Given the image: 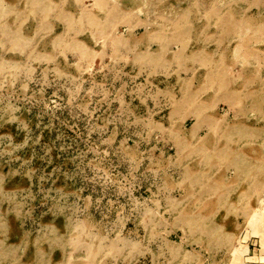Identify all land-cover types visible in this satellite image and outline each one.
<instances>
[{"label": "rangeland", "instance_id": "374dc122", "mask_svg": "<svg viewBox=\"0 0 264 264\" xmlns=\"http://www.w3.org/2000/svg\"><path fill=\"white\" fill-rule=\"evenodd\" d=\"M0 264H264V0H0Z\"/></svg>", "mask_w": 264, "mask_h": 264}]
</instances>
